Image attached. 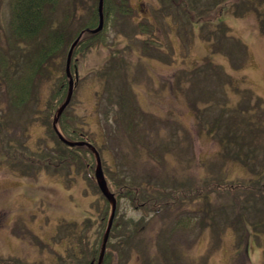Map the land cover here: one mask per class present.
Masks as SVG:
<instances>
[{
	"label": "rangeland",
	"instance_id": "rangeland-1",
	"mask_svg": "<svg viewBox=\"0 0 264 264\" xmlns=\"http://www.w3.org/2000/svg\"><path fill=\"white\" fill-rule=\"evenodd\" d=\"M132 2L137 8L136 21L145 17L153 19L152 9L158 0ZM230 3L227 0L222 4L225 9L219 16H223L229 34L244 43L237 53L238 60L243 59V66L233 68L227 51H222L221 56L212 55L211 60L220 62L224 69L225 82L218 80L217 70L203 59L204 55H210L209 42L199 29L203 19H194L198 22L195 25L181 23L194 30L195 37L187 48L179 46L178 24L167 16L158 31L162 47L169 52L162 60L161 56L141 52L139 36H124L113 24L106 28L100 43L72 55L70 66L71 70L72 66L75 68L77 81L66 109L67 118L72 127L77 124L85 127L88 140H95L91 142L99 149L107 179L111 183L123 179L131 184L139 183L144 189L150 187L159 193L160 199L164 191L174 187V199L163 208L154 205L148 209L134 205L126 196L118 198L115 219L139 220L145 216L146 226L140 233L132 232L128 243L124 241L125 235L114 231L110 240L117 248L111 250L112 264H171L166 260L170 254L174 255L172 264L264 263V223L257 230L254 221H260L261 214L253 207L248 209L250 215L240 219L233 209L222 211L218 219H211L215 224L220 222V227L203 224L204 209L211 203H229V208H235L243 207L242 202L248 201V189L242 183L253 180L260 159L252 158L264 144V136L257 138L250 125L246 127L253 120L258 130L264 126V120L245 118L251 112L253 97L260 96L264 101V32L254 10L264 7V0H253L251 8L238 7V11L245 10L242 16L233 13L234 6ZM9 4L10 0H0V46H3L0 49L11 59L4 33L10 17ZM209 30L218 33L215 23H209L204 34ZM126 45L133 49L114 54V49ZM70 46L59 54L52 66L53 73L36 86L35 97L23 109L9 104L0 84V257H14L18 264H77L83 261L77 259L78 252L83 256V248L77 251V246L83 243L71 232L59 231L58 225L68 221L82 224L84 247L88 248L89 243L95 249L100 247L97 245L109 221L111 205L89 176L95 174V156H90L91 172L83 164L58 168L42 164L35 170L30 166V170L25 163L28 157L39 160L48 157L47 153L58 152L59 145L49 124L58 105L53 111L51 100L65 71ZM111 62L114 66H109ZM199 64L205 73L197 72L196 82L175 81L180 69H192ZM65 79L63 101L69 86L68 76ZM120 97L122 103L117 99ZM131 99L140 110L134 115ZM202 123L204 128L217 129L216 138L208 131L200 132ZM226 133L229 142L224 152L223 142L219 140ZM242 142L247 144L241 145ZM3 150L14 155L12 163L5 161ZM237 158L248 166L244 167ZM148 179L160 182L147 186L151 185ZM197 181L198 198L190 185ZM233 185L242 188L237 195L242 202L230 201ZM226 186L229 189L224 195L221 192ZM209 191L212 193L205 196ZM86 217L90 218L89 222ZM71 243L73 248L68 246ZM124 248L130 249V255L121 258Z\"/></svg>",
	"mask_w": 264,
	"mask_h": 264
},
{
	"label": "trees",
	"instance_id": "trees-1",
	"mask_svg": "<svg viewBox=\"0 0 264 264\" xmlns=\"http://www.w3.org/2000/svg\"><path fill=\"white\" fill-rule=\"evenodd\" d=\"M226 1L227 0H158V5L154 6L152 9L151 15L153 16V19L145 17L144 19L136 21L135 16L137 14V8L134 6L132 0H104L103 28L98 32L84 33L85 36L83 35V37L79 40L74 48L73 56L77 55L80 52H85L86 50L90 49L91 46L100 43V41L103 40V34L105 36L106 28L109 27L110 24H113L115 29L119 30V33H122L127 37H130L132 34H135L137 36L139 34L138 32L147 33V38L141 40L142 52L145 53L146 51L150 54H153V52L155 51L158 52V47H156V49H153L155 42H157L155 36L158 37L157 33L159 31V27H163V20H165L167 16H171L178 24L176 33L177 35H179L183 44H188L194 39V30L191 27L189 29V27L187 28L181 25V23H191L192 25L194 24V22H196V20L194 19H203L202 25L200 24V28L202 27L203 30L208 26L209 23H215V25L218 26V33H216V31L214 30H209L207 34H204V31L201 29V36L207 40H211L212 38L216 37L212 41L213 52L218 53L221 51H227L236 68H241V66H243V59L242 61L238 60L237 53L239 54L241 48H244V45L241 41L233 42V45L227 43L228 36L225 31V29H227V26L224 25L225 22L221 19V15L219 16L220 12L225 9V7L222 8V4ZM250 4L253 5V0H231L230 3V5L234 6L233 13L235 15H243L242 13L245 10L238 11V7H253ZM98 5L99 0H93L91 2L89 0H66V2H64V0H10V4L8 5L10 17L7 23L8 27L4 29V33L7 44V51L11 49V59L5 57L3 55V50L0 49V84L4 86V90L8 96L9 104L11 106L23 109L35 97L36 86L44 79H47L53 73L55 67L52 68V66L55 65L56 59L58 58L59 54H61L64 50H67L69 44L71 45V43L83 29L87 27H95L98 24ZM262 8L255 7L254 10L257 12L260 28L264 32V11L262 10ZM218 18L220 19L217 20ZM1 26L5 27L4 24H1ZM1 47L3 46H0V48ZM126 49L130 51L133 48L130 47V45H126V48L123 47V49L120 48V50L118 48L116 50L114 49V54H117L118 52L124 51ZM13 52H15V55H12ZM206 59L208 61V65L217 70L218 80L220 82H225V76L223 73L224 69H221L220 63L216 64L212 62L209 57ZM109 66L114 65L111 62ZM74 69L75 68L72 66V74L76 75ZM197 72L205 73V69L201 65H198L197 67L195 66L192 69H180L175 74V81L177 83L187 82L188 84L191 82H196L197 80L195 79V74ZM65 75L67 76L66 66L63 76L53 93V99L51 100V108L53 109V111L54 108L57 107V105L59 107V105L63 102L64 92L66 91ZM76 81L77 79H75V86ZM230 84H232V81L230 82ZM259 97L255 96L253 97V100H251V112L249 111L246 113V120L253 119L255 117H260V119L264 120V101L259 99ZM257 98L260 101L257 100ZM117 99H120L122 103L121 97ZM132 107L136 108L134 104H132ZM66 109L63 111L59 118V126L61 131L67 137L72 139H89L84 126L77 124L75 128L72 127V125L68 121ZM122 110H124L123 104ZM124 116L125 112H123V115L122 113H120L121 121H124ZM252 123H254L253 120L250 124L246 123V127L250 125L251 129L256 132L255 136H257V138H262V136H264V126H260V129L257 130ZM49 124H51L50 131L55 139L54 141L59 145L58 152L56 154H53L52 152L47 153L48 157L39 160H35L33 159V157H28L29 160L27 158L28 161L25 162L26 167L30 168L31 170L30 166H32L33 170H35L41 168L42 164H45L48 167L50 165L54 168H58L60 165L73 166L83 164L86 168H88L89 172H91V158H94V154L90 150V148L85 145H67L59 139L58 131L53 125V117L49 121ZM0 125H2V123ZM201 131H208V134L215 137L214 132L217 131V129L212 126L211 128H204V125L202 123L200 132ZM221 137L222 139L218 140L223 142L222 146L225 149L224 152H226L227 144L229 142V133L223 134ZM240 144L246 145L247 143L242 142ZM2 152L6 157L5 161L12 163L11 159H13L14 155L9 154L5 150H3ZM258 158L260 159V163L258 164L260 166L256 168L253 180L249 182L247 181V183H242L248 189L246 192L248 201L246 203H243L240 198L237 199V195L239 194L238 192L242 188H238L236 187V185H233L230 190L234 194L230 195L232 197L230 201L233 203L241 201L243 207L229 208V203H211L208 209H204V225L213 224L220 227V222L215 224L211 219H218L217 217L222 211L233 209L236 211L237 219H240L241 217L250 215L248 213V209L253 207V210L258 211L259 214H261V220L254 221V225L256 226L257 230H259L258 227L260 226V224L264 223V183L259 184L260 181L264 182V144L260 148L259 152H256L253 155L252 159L256 161ZM16 159L20 161V156L17 155ZM237 159L241 160L240 158ZM242 162L244 167L248 166V163L244 161ZM13 163L18 164L16 162ZM89 176L90 179L97 185L94 174L90 175L89 173ZM254 179H257V181ZM108 182L109 185L115 188V193L117 196V207L110 235L106 243V250L104 252L102 264H112L113 262L111 250L114 247L117 248V245L113 246L110 237L115 230H118L120 235H125L124 241L128 243L130 240L128 237L132 232L140 233L146 226L145 216L140 217L139 220H136L132 217H122L121 220L115 219L116 216H118V198H120V196H126L134 205H137L139 207L143 206L145 208L148 207V209H150L154 205H156L157 208H160V206L161 208H163L164 205H168L166 204L168 201L171 202V200L174 199V193L172 191L174 187H172L170 191H164L161 196L162 199H160L159 193L156 190L151 191L150 187L144 189L143 186L139 183H134V185L131 184V182H127L123 179H115L114 181H112V183L108 180ZM158 182L160 181L157 179L155 181L148 179V183H151V185L147 186L155 185ZM215 182L216 184L219 183V181L217 180ZM191 184L193 186L191 188L193 195L198 198V186L200 185V183L197 181L195 183H190V185ZM227 189L229 188L226 186V190L219 192L225 195ZM211 193L212 191H209L205 193V196H209ZM105 212L108 213V209ZM89 220L90 218L86 217V221L89 222ZM78 224V222L73 221H68L66 223L61 222L58 225V230H61L63 232H71V234H73V236L77 238L78 242L83 243V246H77V251H81L82 248L84 249V251L82 252V257L79 256L81 253L78 252L77 254V259L83 260L81 261L82 263L77 261V264H98L105 232L100 237L101 245H97L100 247L91 249L88 243V248H86L84 247L86 240H84L85 236L83 235V225L81 224L79 226ZM190 224L191 222L188 223V225ZM88 227L89 226H87L86 228ZM41 244L45 246V243H43L42 241ZM71 245L73 244L71 243L68 246L70 248H73ZM67 251L68 253L70 252L68 249ZM121 254V258L129 256L130 249L129 251L127 248L122 249ZM61 256L62 255H59V258ZM166 260L170 261L172 264L174 255L170 254L166 258ZM0 264H18V261L14 257H0Z\"/></svg>",
	"mask_w": 264,
	"mask_h": 264
},
{
	"label": "water",
	"instance_id": "water-1",
	"mask_svg": "<svg viewBox=\"0 0 264 264\" xmlns=\"http://www.w3.org/2000/svg\"><path fill=\"white\" fill-rule=\"evenodd\" d=\"M103 3L104 0H99V24L97 25V27L95 28H88L85 29L83 31H81V33L77 36V38L74 40V42L72 43L69 51H68V55H67V63H66V70H67V74L70 78L69 80V88H68V93H67V97L64 100V102L60 105V107L57 109V112L53 118V124L54 126L57 128L58 125V121H59V117L62 114V112L64 111V109L66 108V106L69 104L72 95H73V90H74V78L72 76L71 73V69H70V64H71V58H72V54H73V50L75 45L78 43V41L81 39L83 33L85 31H91V32H97L99 30H101L104 26V12H103ZM59 137L62 141H64L65 143L69 144V145H82L85 144L87 146H89L96 154V158H97V166L95 169V178L97 180V183L99 185V188L101 189V191L103 192V194L105 195V197L111 202L112 205V214H111V218L104 236V241H103V245H102V249H101V253H100V258H99V262L98 264L102 263L103 260V256H104V252L106 249V242L108 239V235H109V231H110V227L112 224V220L115 214V208H116V204H117V199L115 196V193L113 191L110 190L107 179L105 177V173L103 170V166H102V161H101V157L100 154L97 150V148L94 146V144H92L89 141L86 140H70L68 138H66L60 131H59Z\"/></svg>",
	"mask_w": 264,
	"mask_h": 264
}]
</instances>
